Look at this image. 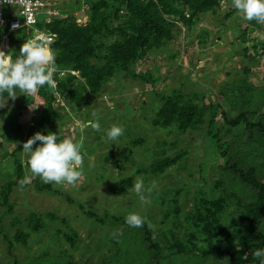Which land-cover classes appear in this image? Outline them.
<instances>
[{"label":"rangeland","instance_id":"obj_1","mask_svg":"<svg viewBox=\"0 0 264 264\" xmlns=\"http://www.w3.org/2000/svg\"><path fill=\"white\" fill-rule=\"evenodd\" d=\"M71 4H73L72 0H50L39 16L45 17V12L49 10L52 13L70 12L71 10L67 9L73 6ZM230 8H233L231 0H222L216 15L212 13L201 15L193 29L184 31L182 25L178 23V31L174 39L169 40L167 45L162 47L163 49L167 46L168 49L172 48L174 54H170L168 50H162L160 53L153 51L132 65L136 71L150 72V75L157 79L154 86L147 85L144 79L139 77L121 73L110 78L97 93L85 91V103L80 108L64 104L61 97L58 101L55 100L53 105L59 110L66 106V112L53 121L51 126L48 122L44 123L46 130L37 126V119L43 112L41 111L43 101L37 92L25 95L18 93L14 99H6L4 107L0 108V121H2L0 123V187L9 179L18 178L17 173L11 169L14 156L21 161L25 183L23 186L19 184L10 186V211L0 205V264H13V262L68 264L69 261L73 264L86 262L96 264V261L103 260L111 262L109 255L114 246L110 237L120 236V239L128 242L134 240V229L122 221L132 212H137L147 221L149 216H152L154 222H148L155 223L153 226L155 235L159 239H164L160 228L166 224L172 225L174 220L171 217L174 214L166 218L164 221L166 224L159 223L162 206L159 201L157 202L156 194L170 188L171 190L183 188L176 198L183 209L178 213L179 217H175L183 224L180 222L174 224L171 231L179 237L184 235V231L192 226L191 220H187L186 226V219L192 213L197 200L196 190L201 188L208 195L216 194L212 183L220 179L221 174L217 167H220L221 160L214 152V140L207 141L202 138L200 129L178 132L175 128L168 130L152 126L149 119L154 108L157 107V96L152 93V90L170 93L172 89L179 87L184 92L191 91L199 97L202 96L205 102L218 98V101L222 103V97L217 96L219 90L234 86L233 83L243 77L253 82L262 78L264 75V24L260 23L259 27H253L238 11L226 18V24L220 23V19ZM87 9V4L84 2L80 8L73 10L72 14L78 22L85 23L88 20ZM233 22L237 23L235 29L237 33L246 29L244 41L235 34ZM203 30L209 34L207 40L200 42ZM35 32L37 30L34 29L27 39H33ZM190 34H193V42L191 40L189 43ZM100 38L101 41L107 42L105 40L108 37ZM258 40L263 45L258 43ZM3 44V40H0V49ZM253 44L259 54H254ZM244 46L247 47L246 51L242 50ZM246 67L250 71L247 72ZM27 98L29 102L24 109H21L23 101ZM3 99H0V103ZM222 106L227 107L223 103ZM235 112V109L231 108V115ZM92 113L96 114L95 117ZM215 118L222 123L218 124L221 139L231 141L232 135L222 130L225 127L222 116L217 114ZM88 120H98L101 125L100 130L84 128L83 125ZM19 123L24 126L23 142L29 138L27 135L32 131L34 133L51 131L56 132L58 136L62 135L63 137H59L61 140L69 138L79 143L80 150H83L84 165L81 176L75 184L52 182L49 183V189L38 190L37 185L44 182L39 177L37 182L35 180L37 178L32 176L26 164L27 154L22 148L13 151L16 146L15 134H17L15 124ZM113 125L121 126L123 134L110 145L113 142L107 140L105 132ZM137 136L141 137L143 142L130 148L128 157L121 168L111 167L104 162L103 159L109 151L114 150L115 147L124 146L130 138ZM159 148H164V154L168 155H175L180 151L185 153L179 162L169 166L159 175L136 173L137 167H147L161 155ZM256 161L253 158L247 160L248 164H254ZM256 170L264 181V167H258ZM130 174L134 175V179L128 191L123 194L113 191L112 183ZM137 180H143L145 187L151 189L145 193L147 203H142L133 192V186ZM239 184H234L233 189L236 193L239 192L243 198L245 195L250 196L249 189L244 186L240 188ZM82 206L85 210L95 212L99 217L108 213L119 215L121 219H114L108 215L102 221L95 220L85 214ZM32 211L41 216L42 225L37 229H32L26 224L25 218ZM49 212L55 214L56 219H51L47 215ZM236 212L237 208L232 204L215 215L218 214L217 218L222 227H230L233 226ZM17 229L28 232L25 244L14 241L13 234ZM260 230L264 232V218L261 221ZM73 232L76 234L71 244L69 240L73 239ZM201 244L198 238L189 242L188 247L201 248ZM136 251L137 249L130 248L131 256L138 264L140 260L137 259ZM186 256L185 253L173 255L174 259L172 263L169 261V264H184ZM207 261L206 258L200 257L199 264H207Z\"/></svg>","mask_w":264,"mask_h":264},{"label":"trees","instance_id":"obj_2","mask_svg":"<svg viewBox=\"0 0 264 264\" xmlns=\"http://www.w3.org/2000/svg\"><path fill=\"white\" fill-rule=\"evenodd\" d=\"M221 1L81 0L79 2L72 0L73 6L67 9L71 10L70 12L52 13L49 10L45 12V17H40L39 14L44 7L38 12L36 23L29 29L19 28L8 34V46L4 50L6 54L4 57L18 59L20 46L24 41H28L27 36H31L34 29L52 36L49 46L55 56L53 83L46 84L36 91L43 101L41 107L43 112L37 119V126L46 130L44 123L48 122L51 126L53 121L66 112V106H63L61 110L54 108L53 102L61 97L64 104L80 108L85 103V91L97 93L104 83L121 73L139 77L144 79L147 85L154 86L157 79L151 76L150 72L136 71L132 65L153 51L160 53L162 50H168L172 54L174 52L172 48L168 49L167 46L163 49L162 47L167 45L169 40L174 39L178 31L177 24L180 23L184 31L193 29L201 15L205 13L216 15ZM84 2L88 8V20L82 23L77 21L72 11L80 8ZM236 11L234 8L228 9L220 19V23H225L226 18ZM248 23L253 27L260 26V23L255 20ZM236 24V22L232 23L233 30L238 38L244 41L246 29L237 33ZM5 31L6 25L0 24V39ZM202 34L200 42L207 40L209 33L203 30ZM102 36L108 37L105 40L107 42L101 41ZM192 36L193 34L188 36L189 43L191 40L193 42ZM258 41L263 45L260 40ZM252 48L254 54L258 53L255 44ZM242 50L246 51L247 47L244 46ZM245 69L247 72L250 71L247 67ZM233 84L234 86L217 92V96L222 97V103L227 107L222 106L218 98L205 102L202 96L199 97L191 91L184 92L179 87L172 89L170 93L152 90V93L157 96V107L154 108L149 119L152 126L168 130L175 128L178 132L200 129L202 138L207 141L214 140V152L221 160L220 167H217L221 174L220 179L212 183L216 194L208 195L201 188L196 190L197 200L192 213L186 219V226L187 220H191L192 226L179 237L174 235L171 227L178 222L183 224L182 221L175 219L179 217L178 213L183 209L176 199L183 188L160 191L156 194L157 202L159 201L162 206L159 223L163 224L169 215H175L171 217L174 220L172 225L165 223L166 225L160 228L164 239H159L155 235L153 228L155 223L148 222H154L153 217L149 216L150 218L148 221L145 219L142 227H130L134 229V240L128 242L120 239V236L110 237L114 246L109 255L112 263L103 260L96 261V264H137L131 256L130 248L137 249V259L140 260L138 264H169V261L172 263L174 259L173 255L183 253L187 255L184 264H199L200 257L206 258L207 264H258V260L252 253L258 248H264V232L260 230V224L264 218V181L256 170L258 167H264V75L257 82L243 77ZM1 98L4 97L0 96ZM28 102V98L23 101L21 109H24ZM231 108L236 111L234 115H231ZM217 114L222 116L225 125L222 130L232 135L231 141L221 139L218 124L222 123L220 120L216 121ZM23 128L24 126L20 123L15 124L17 134H15L16 146L13 151L21 150ZM33 134L32 131L27 136L30 137ZM142 142L141 137H132L124 146L115 147L114 150L109 151L103 160L111 167L121 168L128 157L130 148ZM80 144L82 145V142ZM159 152L161 155L158 158L147 167H137L135 172L159 175L169 166L179 162L185 153L180 151L175 155H168L164 154V148H159ZM249 158L256 159V163L248 164ZM12 162L11 169L17 173L18 178L9 179L0 187V205L5 206L7 211L11 210L10 186L21 185L20 182L24 180L20 159L14 156ZM35 178L37 181L38 176ZM133 179V174L124 176L113 182L111 188L117 194H123L133 185ZM235 183H240V188L244 186L249 189L250 196L245 195L243 198L239 192L236 193L233 189ZM37 188L38 190L49 189L50 184L40 182ZM232 204L237 208L233 219L234 227H222L217 218L218 214L215 215V213L221 212ZM82 209L86 215L95 220L102 221L106 216L111 215L106 212L107 214L103 217H99L95 212L85 210L83 206ZM47 215L53 220L56 219L55 214L51 212ZM40 217L32 211L25 218L26 224L32 229H37L42 225ZM111 217L121 219L119 215H111ZM122 221L127 224L125 218ZM75 234L72 233L73 239L68 238L71 244L74 242ZM13 237L17 243L25 244L28 232L17 229ZM198 238L202 242V247L189 248L188 243ZM193 252L195 253L190 255ZM13 264L22 263L13 262ZM51 264L60 263L51 262ZM68 264L73 263L69 261Z\"/></svg>","mask_w":264,"mask_h":264},{"label":"clouds","instance_id":"obj_3","mask_svg":"<svg viewBox=\"0 0 264 264\" xmlns=\"http://www.w3.org/2000/svg\"><path fill=\"white\" fill-rule=\"evenodd\" d=\"M231 6L242 14L244 20L264 24V0H231ZM37 33L46 34L37 31L35 35ZM49 45L50 41L46 38L24 41L19 48L20 57L16 60L5 58V48H1L4 52H0V96L4 99L0 108L4 107L7 98L14 99L18 93L31 94L38 88L53 83L55 56ZM92 115L95 117L96 114ZM83 127L99 131L101 125L98 120H88ZM122 134L123 128L118 125L111 126L105 132L107 140L113 142L110 145ZM21 148L28 156L27 165L32 176H38L44 183L75 184L81 176L84 159L80 145L72 139L61 140L56 132L38 131L24 141ZM20 183L23 185L25 181ZM149 191L151 189L145 187L143 180H137L133 186V192L142 203H147L145 193ZM125 222L130 227L139 228L143 226L145 218L132 212L126 215ZM252 255L258 260V264H264V248L256 249Z\"/></svg>","mask_w":264,"mask_h":264},{"label":"built area","instance_id":"obj_4","mask_svg":"<svg viewBox=\"0 0 264 264\" xmlns=\"http://www.w3.org/2000/svg\"><path fill=\"white\" fill-rule=\"evenodd\" d=\"M50 0H0V24L6 25V31L2 36V48L8 46V34L19 28H30L37 21L38 12L49 4ZM19 25V27H13ZM46 38L52 40V36L37 33L33 39Z\"/></svg>","mask_w":264,"mask_h":264},{"label":"bare ground","instance_id":"obj_5","mask_svg":"<svg viewBox=\"0 0 264 264\" xmlns=\"http://www.w3.org/2000/svg\"><path fill=\"white\" fill-rule=\"evenodd\" d=\"M0 52H4V51L2 49H0ZM3 54H4V56H6L5 52Z\"/></svg>","mask_w":264,"mask_h":264}]
</instances>
